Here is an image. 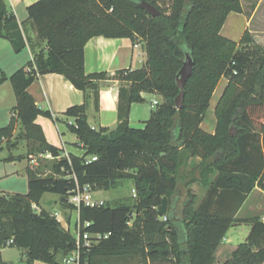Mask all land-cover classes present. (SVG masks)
<instances>
[{
	"label": "trees",
	"instance_id": "obj_1",
	"mask_svg": "<svg viewBox=\"0 0 264 264\" xmlns=\"http://www.w3.org/2000/svg\"><path fill=\"white\" fill-rule=\"evenodd\" d=\"M138 1L38 0L28 7V21L45 49L10 77L0 71V87L10 80L17 98L10 124L0 129V148L10 145L20 120L42 156L60 158L54 159L53 175L44 177L27 168V194L0 193V250L19 248L30 264H62L76 249V240L42 209L43 196H59L60 207L69 211L75 210L68 198L78 184L107 192L132 182L138 198L134 206L81 207V222L91 223L86 230L108 236L82 249L83 262L104 264L108 257L136 254L145 264H215L229 229L235 223H251L245 242L224 264H263L264 220L237 218L254 190L264 192V49L249 31L240 42L222 35L229 15L242 12L241 0H145L161 12L158 17L142 10ZM92 4L102 5L109 16L90 12ZM95 36L141 39L147 65L117 73L125 85L120 88L114 130L93 129L87 103L67 110L64 116L74 120L68 130L77 136L84 154L62 157L63 151L48 143L36 124L39 116L54 117L36 105L28 89L40 75L60 74L77 89L91 91L99 110L98 81L107 75H86L84 69L85 46ZM0 38L17 54L26 48L21 24L5 0H0ZM187 56L195 68L178 110L176 78ZM222 78L228 83L215 107V132L209 133L201 125ZM144 94L159 95L163 102L154 107L144 127L134 128L131 106L145 103ZM197 158L200 163L187 173ZM195 183L208 189L198 207L197 196L188 189ZM185 191L187 200L178 213ZM164 197L170 200L171 213L160 217Z\"/></svg>",
	"mask_w": 264,
	"mask_h": 264
},
{
	"label": "crops",
	"instance_id": "obj_2",
	"mask_svg": "<svg viewBox=\"0 0 264 264\" xmlns=\"http://www.w3.org/2000/svg\"><path fill=\"white\" fill-rule=\"evenodd\" d=\"M37 1L38 0H5L8 11L14 13L21 24L22 32L26 40V48L21 53L17 54L8 40L0 38V71L5 72L9 77L22 67L30 64L35 57L37 55L40 56L43 49H45V45L39 46L37 33L30 21H28L27 9ZM241 3L242 12L229 15L222 30V35L230 38L224 35V31L227 28L229 19H232V16L235 15V17L244 20V33L245 31H249L255 43L264 47V0H247L246 3L241 0ZM136 43L140 45L138 49L134 47ZM84 53V69L86 75L102 73L107 75L105 79L98 81L100 86L99 110H96L95 108V100L91 91L85 93L77 89L65 76L60 74L51 73L40 75L28 89L39 108L50 111L54 118L61 119L60 122L57 123L54 121V118L51 119L39 116L36 119V124L42 128L48 143L62 151H66L68 154H72L73 148L80 149V147H83L79 144L77 136L68 130L67 124L74 122V120L64 116L67 110L73 106H81L87 103V116L90 126L95 130H99L100 128L114 130L119 124L120 88L125 85L123 81L118 79L117 73L124 70L134 71L143 69L146 67L148 61L147 49L145 43L141 39L134 40L131 38H107L105 36H95L86 43ZM35 67L38 68L37 66ZM217 89H219V87ZM224 89L225 87L220 91L219 98ZM144 97L146 99L145 103H134L131 106L129 121L130 125L134 128L144 127V123L150 119L154 110L152 101H157L159 104L163 102L162 97L159 95L144 94ZM16 105L17 98L14 93L13 85L11 81L8 80L0 87V129L10 124L13 109ZM201 127L209 133H214L216 125L210 130L205 129L203 123ZM200 161L201 160L198 158L192 159L187 173L192 171V165H198ZM1 163L12 165L18 163L21 166L13 173H8L6 171L2 173L0 176V183L7 180L12 174H15L20 177L25 176L28 184V166L26 164L20 161ZM196 184L198 183L191 185L188 189H195L194 186ZM130 186L135 191L132 182H130ZM103 192L106 191L93 192V194H101ZM0 193L19 194L16 192H7L5 190L0 191ZM193 194L197 196V194ZM47 195L48 194H45L43 196L42 207L43 201L46 199ZM254 196L264 198V192L256 189L249 195L246 203L237 215L238 219L250 220L254 217H260L264 220V206L262 207V205H260L261 203L258 201H255L245 213L247 205ZM60 213L63 215L62 211ZM66 213L68 214V217L73 215L69 211H66ZM66 224L68 225V223ZM243 226L246 228L245 236L247 238L251 230V223H235L229 229L226 237L216 252L215 264H224L231 258V255L238 246L243 243H237L234 234L231 233L232 229L237 231L242 229ZM8 249L15 248L0 250L1 264H30L23 252L20 259L5 258L3 254ZM31 264L47 263L36 261Z\"/></svg>",
	"mask_w": 264,
	"mask_h": 264
},
{
	"label": "rangeland",
	"instance_id": "obj_3",
	"mask_svg": "<svg viewBox=\"0 0 264 264\" xmlns=\"http://www.w3.org/2000/svg\"><path fill=\"white\" fill-rule=\"evenodd\" d=\"M245 3L247 0H243ZM90 12H94L99 14L100 16L106 18L109 16L110 11H107L102 5L100 4H92L89 6L88 9ZM227 28L224 31V35L230 37V39L240 42L242 36L244 35V25L245 22L242 18L235 17V15L232 16V19H229ZM259 45L258 43H256ZM264 49L263 46L259 45ZM26 54V53H23ZM228 83V80L226 78H222L219 89L215 91L213 98L209 105V110L207 113V116L205 120L203 121L204 127L207 130L213 129L216 125V117H215V107L217 105V102L219 100V94L222 88H224ZM72 154L81 156L84 154L83 148H73ZM12 157L16 161L23 162L26 164L30 169H33L35 171H39L42 176L47 175H53L52 167L54 162L56 160H53L47 156H42L38 151V145L28 137V132L25 130L24 126L18 120L15 124V132L14 135L10 141V145L4 144L0 148V158H7ZM33 159L35 162H33ZM22 163V164H23ZM20 164L12 165V164H5L0 162V176L5 171L8 173H13L20 168ZM196 164H194L191 168H195ZM195 189H190L192 193L197 194V204L196 207H198L202 201L205 199L208 189H204L202 185L196 184ZM5 190L7 192H16L19 194H27L29 192L27 179L26 177H20L15 174H12L7 180L0 183V191ZM188 192L185 191L183 193V196L180 197L178 200L177 208L175 209L176 212L180 213L183 207V203L187 200V194ZM11 195L10 193H4L3 195ZM204 196V197H203ZM94 199H101L106 202V204H109L111 206H119L122 204H128L130 206H134L138 198L136 196V191L132 189L130 186V182H121L119 187L112 191L103 192L101 194H93ZM57 195L54 194H48L46 199L43 201V207L45 211L54 214L55 212H61L63 213V222L61 223L62 227L65 230H68L71 232V234L75 235V224L77 221L76 215H71L68 217L66 210L61 208L60 203V197L58 198ZM57 199V200H56ZM260 202L262 207L264 206V198H260L258 196H254L250 203L247 205L245 209V213L249 210V207L252 206L254 202ZM35 212L38 214L41 213V209H38L36 206H34ZM177 213V214H178ZM68 218V219H66ZM68 223V225L66 224ZM246 228L243 226L242 229H239L235 231L232 229L231 233L234 234V238L237 241V243L244 242L246 239ZM169 252V251H168ZM3 256L7 259H20L22 256V251L19 248L15 249H8L4 252ZM104 264H145L142 260V257L140 255L136 254H130L127 256H118V257H108L105 259ZM148 264H154V263H148ZM155 264H163V263H155Z\"/></svg>",
	"mask_w": 264,
	"mask_h": 264
},
{
	"label": "built area",
	"instance_id": "obj_4",
	"mask_svg": "<svg viewBox=\"0 0 264 264\" xmlns=\"http://www.w3.org/2000/svg\"><path fill=\"white\" fill-rule=\"evenodd\" d=\"M134 47L138 49L140 45L136 43ZM157 105H159L157 101H152V106L155 107ZM45 156L53 160L60 158H55L50 153H47ZM63 156L69 158V154L66 151H63L62 157ZM90 160L95 161L97 160V157H92ZM33 162H35L34 159ZM68 201L75 207V210H69V212L73 215L75 214L77 217V221L75 224L76 231L74 235L76 240V249L64 258L62 264H87V262H83L82 249L89 247L92 245V243H97L102 238H107L108 236H103L101 234H91L90 232H88L86 228L90 227L91 223L81 222L80 209L84 205L90 207L104 206L106 202L104 200L94 199L93 191L91 190V187L89 185L80 186L79 184L77 185L76 189L70 193ZM53 216L57 218L60 223L63 222V215L61 213L55 212ZM164 220H166V218H164ZM11 244L12 241H9L7 243L8 246H10Z\"/></svg>",
	"mask_w": 264,
	"mask_h": 264
},
{
	"label": "water",
	"instance_id": "obj_5",
	"mask_svg": "<svg viewBox=\"0 0 264 264\" xmlns=\"http://www.w3.org/2000/svg\"><path fill=\"white\" fill-rule=\"evenodd\" d=\"M138 6L144 10L146 13L153 17L160 16L161 12L150 2L145 0H139ZM195 68V63L193 59L190 56H187L186 59L183 62L182 68L179 71L176 82L178 85V88L180 90L179 95L175 99V104L178 110L182 109L183 103H184V96H185V85L188 81V79L192 76ZM170 200L168 197H164L162 204L158 207V213L160 217H166L168 214H170ZM169 250H167L168 252Z\"/></svg>",
	"mask_w": 264,
	"mask_h": 264
}]
</instances>
